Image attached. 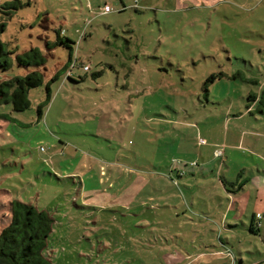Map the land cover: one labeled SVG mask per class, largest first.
<instances>
[{
  "label": "rangeland",
  "instance_id": "obj_1",
  "mask_svg": "<svg viewBox=\"0 0 264 264\" xmlns=\"http://www.w3.org/2000/svg\"><path fill=\"white\" fill-rule=\"evenodd\" d=\"M18 1L0 0V86L31 72L43 84L25 112L0 100V231L21 201L53 220V264H258L264 0ZM32 49L44 65L20 67ZM226 138L235 147L206 178L168 170ZM220 173L246 190L228 194Z\"/></svg>",
  "mask_w": 264,
  "mask_h": 264
},
{
  "label": "trees",
  "instance_id": "obj_2",
  "mask_svg": "<svg viewBox=\"0 0 264 264\" xmlns=\"http://www.w3.org/2000/svg\"><path fill=\"white\" fill-rule=\"evenodd\" d=\"M21 6V2L17 0L14 4L4 6V9L15 11ZM9 15L12 17V12H9ZM5 28L6 23H1L0 34ZM9 55L0 39V68L3 71H7L10 67ZM44 62L45 59L38 49H32L24 55L17 56L18 65L24 68L40 67L44 65ZM215 78L216 76H211L209 81ZM42 84L43 76L38 72L13 78L0 86V100L6 103L11 102L15 112H25L31 107L30 91ZM50 100L51 89H47V100L38 109L39 117L43 116L44 105H47ZM242 186L241 184L239 189ZM10 212L11 221L0 232V264H53L52 260L45 255L53 225L49 214L21 201L12 202ZM259 230L258 224H251V232L257 233Z\"/></svg>",
  "mask_w": 264,
  "mask_h": 264
},
{
  "label": "crops",
  "instance_id": "obj_3",
  "mask_svg": "<svg viewBox=\"0 0 264 264\" xmlns=\"http://www.w3.org/2000/svg\"><path fill=\"white\" fill-rule=\"evenodd\" d=\"M242 140H243V142H244V137H242ZM206 143V142H205ZM224 143H225V146H226V148H225V146H224V148H225V154H224V156L223 157H221L222 158V160L223 159H227V150H229V149H232V148H234L235 146L233 145V144H228V139L226 138L225 139V141H224ZM211 146V145H210ZM212 147V146H211ZM214 148V147H213ZM219 149H221V148H216L215 150H213V154L212 155H210L209 154V156L207 155V154H204V152H203V150H202V147H201V150H200V152L198 153V155H197V158H198V163L195 161V162H191V163H178V162H174L173 164L174 165H171V167L170 168H168V170H171L172 172H175L177 175H178V177L179 178H184L185 176H187V174L190 172V173H196V168L198 167V169H200L201 170V172L200 173H202L203 174V177L204 178H206L207 177V175H206V170H210V172L211 173H214L213 171L215 170L214 168H215V166H214V164H216V156H215V152L217 151V150H219ZM233 150V149H232ZM221 160V161H222ZM199 163H201V165L199 164ZM88 166V168H80L79 169V172L80 173H82L81 174V176L82 175H84V176H86V175H89V174H92L93 173V169H94V165L92 164V165H87ZM170 172V171H169ZM247 172L248 173H250V174H253V178H255V176H254V174H256V173H254V172H252V171H248L247 170ZM262 172L258 169V174H261ZM219 177H220V179H221V182L223 183V185H224V188H225V190L228 192V194H235V192L237 191L236 190V188L235 187H237V185H243L242 186V188H240V189H238V190H242V191H245L246 190V187L248 186L247 185V183H239V184H237L236 183V181L235 182H231V181H229V180H227V178H225L224 176L222 177V175H221V173H220V175H219ZM249 179V178H248ZM227 184H229V185H231L232 187H234V191H230L229 190V188H228V186H227ZM111 185V184H110ZM233 197V196H232ZM230 198V197H229ZM232 202V204H235L236 203V200H235V198H233V200L232 201H230V203ZM239 202H237V204H238ZM242 204L243 203H239V207L241 208L242 207ZM231 205V204H230ZM231 212H232V205L230 206V208H229V211H228V213H226V214H224V218H228V217H230V215H232L231 214ZM259 213H257V214H253L252 215V217H251V222H250V225H249V227H248V229H249V231H250V226H251V224L252 223H254V224H259L260 223V230L257 232V233H254V232H251L250 231V233L251 234H253V235H261L262 234V229H263V216L261 217V219H258L257 218V215H258ZM235 217H239V215H234ZM10 221H11V212H10V216L8 217V221H7V224H6V226L10 223ZM244 226H246L245 224H243ZM5 226V227H6ZM5 227H3L2 229H1V231L5 228ZM0 231V232H1ZM243 254V253H242ZM235 264H238V262H235ZM240 264H245V261L243 260H241V262H240ZM258 264H264V258L258 263Z\"/></svg>",
  "mask_w": 264,
  "mask_h": 264
},
{
  "label": "built area",
  "instance_id": "obj_4",
  "mask_svg": "<svg viewBox=\"0 0 264 264\" xmlns=\"http://www.w3.org/2000/svg\"><path fill=\"white\" fill-rule=\"evenodd\" d=\"M105 11H106V12H109V11H110V8H109V7H106V8H105ZM86 69H87V68H86ZM201 143H205V141L202 140ZM223 154H224V151H223L222 149H219V150H217V151L215 152V156H216L217 158H221V157H223ZM257 218H258V219H261V215L258 214V215H257ZM260 226H261V225H260V223H259V224H258V227H260Z\"/></svg>",
  "mask_w": 264,
  "mask_h": 264
}]
</instances>
